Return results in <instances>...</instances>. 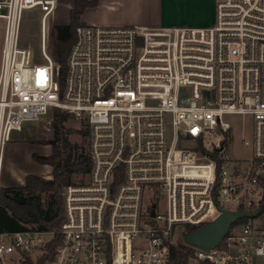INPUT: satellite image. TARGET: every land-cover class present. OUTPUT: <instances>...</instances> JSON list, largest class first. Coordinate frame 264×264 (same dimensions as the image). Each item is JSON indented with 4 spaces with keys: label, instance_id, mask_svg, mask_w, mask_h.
I'll list each match as a JSON object with an SVG mask.
<instances>
[{
    "label": "built area",
    "instance_id": "2783aa9c",
    "mask_svg": "<svg viewBox=\"0 0 264 264\" xmlns=\"http://www.w3.org/2000/svg\"><path fill=\"white\" fill-rule=\"evenodd\" d=\"M215 3L207 27L79 25L62 88L47 45L57 0H0V189L13 128L54 109L85 118L91 161L89 180L64 188L59 230L0 231V264H38L57 235L46 264H166L220 207L261 206L264 0ZM34 8L43 62L20 42ZM246 218L219 245H192L189 264H264V210Z\"/></svg>",
    "mask_w": 264,
    "mask_h": 264
},
{
    "label": "trees",
    "instance_id": "16d2710c",
    "mask_svg": "<svg viewBox=\"0 0 264 264\" xmlns=\"http://www.w3.org/2000/svg\"><path fill=\"white\" fill-rule=\"evenodd\" d=\"M97 4V0H74L70 10V21L67 24H57L51 30V55L59 65V79L64 87L67 71V58L73 43L77 38V27L85 24L81 16L89 6ZM52 120L53 137L47 142L53 146L52 153L41 155L33 153V158L40 163H48L53 167L52 178H44L37 174H28L25 184L18 187H1L0 189V231L22 230L27 224H35L39 229L59 230L64 217L63 187L70 184L74 173H89L91 161L89 153L80 151L65 136L64 122L69 116L67 111L54 109ZM90 134V128L86 131ZM48 192L50 199L43 205L40 193ZM247 218H241L234 224ZM197 227H188L193 231ZM59 235L48 245L50 253L44 256L38 264H46L53 257ZM194 247L185 240L172 244L170 258L166 264H189Z\"/></svg>",
    "mask_w": 264,
    "mask_h": 264
},
{
    "label": "crops",
    "instance_id": "0c3cea01",
    "mask_svg": "<svg viewBox=\"0 0 264 264\" xmlns=\"http://www.w3.org/2000/svg\"><path fill=\"white\" fill-rule=\"evenodd\" d=\"M69 4V11L74 6V0H64ZM134 2L137 0H97V4L89 6L82 14V21L85 24L100 25H147V26H173L188 25L194 27L211 26L216 21L215 0H162L163 8L157 17L147 15L124 14L122 16L107 15L100 11H111L119 3ZM104 6V7H103ZM136 9V8H135ZM70 20L64 24L69 23ZM11 132L9 140L4 147V165L1 176L2 187L23 186L28 174L44 175L51 178L52 167L41 164L34 160L33 153L48 155L49 151H42L40 145L32 144ZM51 168V169H50Z\"/></svg>",
    "mask_w": 264,
    "mask_h": 264
},
{
    "label": "rangeland",
    "instance_id": "374dc122",
    "mask_svg": "<svg viewBox=\"0 0 264 264\" xmlns=\"http://www.w3.org/2000/svg\"><path fill=\"white\" fill-rule=\"evenodd\" d=\"M104 8L100 9V11H102L107 15L112 14V15L122 16L125 13L130 15H135L136 13H139L140 15H147V16L149 15L151 17H157L158 15L161 14L163 8V2L162 0H137L134 2L128 1L124 3H119L117 7L112 10V12L109 10L104 11ZM68 20H70L69 4L64 0H57L56 8L48 16L46 23L47 32H48L47 45L49 51H51V47H52V36H51L52 28L54 27V25L64 24ZM2 34L3 32L0 23V51L2 45ZM41 41H42L41 12L39 8L25 10L22 21L20 42L23 46L30 49L37 62L44 61L41 55ZM54 111L53 112L50 111L48 115H45L40 120L24 122L21 127L13 128L11 132L23 136V138L27 137L28 138L27 141H30L32 144L40 145L42 151L51 150L50 152L51 154L53 150V146L51 143H48L47 141L53 137V133H54L52 128ZM67 112L69 113V116L64 122L65 136L73 145L77 147L79 152L85 151L89 153V134L86 132L87 129L89 128L87 121L85 120L84 117H81L69 111ZM246 132H248V129H246ZM232 154L247 155L248 151L247 148H244L238 143L236 147L232 149ZM41 164L50 165L48 163H41ZM51 174L53 176V167L51 169ZM39 176L47 178L44 175H39ZM88 180H89V173H74L70 184H82V183H86ZM67 185L68 184H66L63 187V191ZM39 195L43 205L46 206L50 199L49 196L50 194L48 192H43L40 193ZM228 207L235 208V204L232 203L228 204ZM27 226L37 227V225L35 224H27Z\"/></svg>",
    "mask_w": 264,
    "mask_h": 264
},
{
    "label": "water",
    "instance_id": "95a60500",
    "mask_svg": "<svg viewBox=\"0 0 264 264\" xmlns=\"http://www.w3.org/2000/svg\"><path fill=\"white\" fill-rule=\"evenodd\" d=\"M263 210L264 202L255 212L242 208L231 210L220 207V215L213 220L205 222L195 230L188 232L185 235V241L194 246L213 248L220 244L235 221L244 217H257Z\"/></svg>",
    "mask_w": 264,
    "mask_h": 264
}]
</instances>
